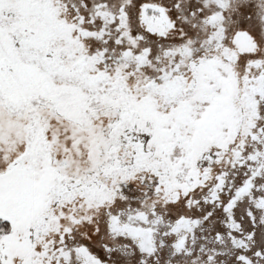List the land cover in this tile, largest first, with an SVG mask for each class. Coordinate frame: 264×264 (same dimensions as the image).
Listing matches in <instances>:
<instances>
[{"label":"snow or ice","instance_id":"snow-or-ice-1","mask_svg":"<svg viewBox=\"0 0 264 264\" xmlns=\"http://www.w3.org/2000/svg\"><path fill=\"white\" fill-rule=\"evenodd\" d=\"M0 264H264V0H0Z\"/></svg>","mask_w":264,"mask_h":264}]
</instances>
